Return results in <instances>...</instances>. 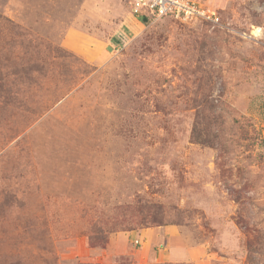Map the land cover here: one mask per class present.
<instances>
[{"label":"rangeland","instance_id":"obj_1","mask_svg":"<svg viewBox=\"0 0 264 264\" xmlns=\"http://www.w3.org/2000/svg\"><path fill=\"white\" fill-rule=\"evenodd\" d=\"M198 1L0 0V264H264V0Z\"/></svg>","mask_w":264,"mask_h":264},{"label":"built area","instance_id":"obj_2","mask_svg":"<svg viewBox=\"0 0 264 264\" xmlns=\"http://www.w3.org/2000/svg\"><path fill=\"white\" fill-rule=\"evenodd\" d=\"M134 13L148 20L170 16L183 22L207 21L220 22L218 11L211 9L198 0H130Z\"/></svg>","mask_w":264,"mask_h":264},{"label":"trees","instance_id":"obj_3","mask_svg":"<svg viewBox=\"0 0 264 264\" xmlns=\"http://www.w3.org/2000/svg\"><path fill=\"white\" fill-rule=\"evenodd\" d=\"M116 264H126V263H124V262H118V263H116Z\"/></svg>","mask_w":264,"mask_h":264}]
</instances>
